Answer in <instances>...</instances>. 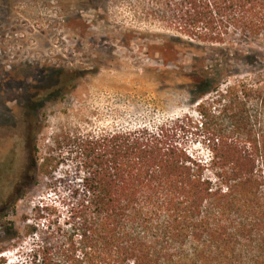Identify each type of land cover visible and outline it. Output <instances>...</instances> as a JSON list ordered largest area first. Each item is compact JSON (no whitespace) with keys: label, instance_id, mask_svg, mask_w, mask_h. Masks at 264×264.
<instances>
[{"label":"trees","instance_id":"16d2710c","mask_svg":"<svg viewBox=\"0 0 264 264\" xmlns=\"http://www.w3.org/2000/svg\"><path fill=\"white\" fill-rule=\"evenodd\" d=\"M157 5L180 34L223 47L224 64L195 71L200 96L212 94L198 105L201 120L187 114L98 135L64 133L44 157L33 135L34 176L54 177L70 161L78 176L64 221L32 227L27 256L12 263L1 255L0 264H264V52L231 54L228 46H264V0ZM74 80L37 91L32 113ZM62 148L71 158L62 161Z\"/></svg>","mask_w":264,"mask_h":264},{"label":"rangeland","instance_id":"374dc122","mask_svg":"<svg viewBox=\"0 0 264 264\" xmlns=\"http://www.w3.org/2000/svg\"><path fill=\"white\" fill-rule=\"evenodd\" d=\"M158 10L157 0H0V133H17L15 157L0 145V256L8 262L27 256L32 227L45 230L50 220L67 216L74 163L54 177L38 170L34 176V158L47 155L55 139L187 114L201 120L198 105L212 94L200 96L195 71L215 59L224 64L223 47L191 41L159 19ZM228 46L231 54L264 52L242 39ZM72 77L66 93L53 94L32 113L37 91ZM35 134L38 154L30 142ZM58 152L62 161L71 158L66 148Z\"/></svg>","mask_w":264,"mask_h":264},{"label":"flooded vegetation","instance_id":"af4514ba","mask_svg":"<svg viewBox=\"0 0 264 264\" xmlns=\"http://www.w3.org/2000/svg\"><path fill=\"white\" fill-rule=\"evenodd\" d=\"M7 113V112H6ZM4 115V117H7V115ZM14 112L12 113V111H10V115H13L14 116ZM16 136H17V133L16 132H5L4 134H1L0 133V145H4L3 147L6 146V149L9 151V153H11V155H13V157H15L16 155ZM8 140V147L7 145H5V140ZM1 148V147H0Z\"/></svg>","mask_w":264,"mask_h":264}]
</instances>
